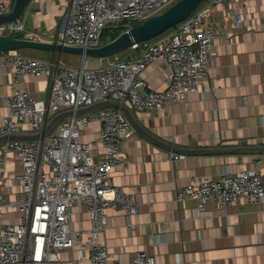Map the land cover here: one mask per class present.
<instances>
[{"label":"built area","instance_id":"built-area-1","mask_svg":"<svg viewBox=\"0 0 264 264\" xmlns=\"http://www.w3.org/2000/svg\"><path fill=\"white\" fill-rule=\"evenodd\" d=\"M15 1L0 0V13L12 11ZM176 1L74 0L57 42L98 46L105 30L129 28L134 21L142 22ZM229 1L213 0L212 4L225 5ZM238 21H242L240 16ZM11 29L24 37L43 39L28 32L21 18L0 25V33ZM164 34L134 44L131 49L140 50V56L105 57V64L97 68H90L85 60L80 66H72L19 50L0 54V67L11 75L12 88L8 114L0 122V135L24 132L25 120L31 123L33 131H40L55 114L102 100L122 101L139 110H158L185 101L188 93L199 89L202 76L217 54L215 43L220 31L209 8L201 7ZM154 61L172 69L163 90L150 88L142 76ZM41 74L53 77L47 100L37 99L24 86L28 77ZM96 121L102 124L99 143L105 149L99 159L93 154L97 141L82 139L83 128ZM131 129L132 124L121 109L106 106L61 120L45 137L13 139L2 144L1 163H6L10 151H17L24 171L14 177V183L21 187L17 199L0 203V264H68L59 253L76 245L90 250L88 264H113L104 237L109 222L106 210L123 207L131 217L141 206L134 195L114 182L111 174L115 165L127 163L124 144ZM187 198L196 200L198 211H204L209 202L227 207L241 198L264 200V156L255 157L251 168L235 172L226 169L210 181L187 183L179 189L177 199ZM77 201L87 206L88 228L72 226V210ZM5 206L21 213L18 224L4 222ZM114 264L167 263L139 250L131 261Z\"/></svg>","mask_w":264,"mask_h":264},{"label":"crops","instance_id":"crops-1","mask_svg":"<svg viewBox=\"0 0 264 264\" xmlns=\"http://www.w3.org/2000/svg\"><path fill=\"white\" fill-rule=\"evenodd\" d=\"M73 2L32 0L21 20L28 32L58 41ZM212 2L208 0L201 7L209 8L220 36L215 43L217 54L202 76L199 89L188 93L185 101L162 109L130 108L148 132L173 146L188 149L264 146V0H230L225 5ZM238 16L242 21H238ZM167 34L169 31L164 36ZM40 54L45 55L42 59L66 64L79 56L52 51ZM140 54L138 49L119 53L123 59ZM82 60L89 66V59ZM105 61L98 58L92 64L101 67ZM142 76L150 88L163 90L172 69L154 61ZM52 82V75L41 74L28 77L24 86L37 99L47 100ZM10 85L11 75L0 67V122L9 111ZM22 127L24 132H34L27 120ZM101 128L102 124L96 121L82 130L83 140L97 141L93 149L96 159L105 153L99 143ZM124 151L127 163L115 165L111 174L114 182L134 195L141 206L131 217L123 207L107 208L109 222L104 237L111 263H127L139 250H144L167 264H264V200L241 198L227 207L209 202L204 211H198L195 199H177L179 189L187 183L210 181L226 169L235 172L251 168L254 158L264 153H179L176 158L172 149L148 139L133 125ZM23 171L17 151L9 152L5 164L0 158V203L17 199L21 187L14 183V177ZM20 218L19 211L4 207L5 223L18 224ZM72 226L74 229L90 226L87 206L81 201L73 206ZM90 254L82 245L64 248L59 253L68 264H88Z\"/></svg>","mask_w":264,"mask_h":264},{"label":"water","instance_id":"water-1","mask_svg":"<svg viewBox=\"0 0 264 264\" xmlns=\"http://www.w3.org/2000/svg\"><path fill=\"white\" fill-rule=\"evenodd\" d=\"M206 0H177L164 11L152 15L138 25L131 26L122 31L118 36L98 46H78L68 45L57 41H51L41 38L24 37L11 29L7 33H0V54L9 50H39L52 52H67L77 54L86 59L87 57L105 58L119 54L133 47L136 43L151 40L167 30L177 26L180 22L186 20L201 4ZM32 0H16L13 10L10 12L0 13V25L17 22L31 5ZM113 106L121 109L131 124L148 139L159 145L172 149L176 154L179 153H226V152H259L264 153V146H249L236 148H208V149H188L168 144L150 132H148L136 119L131 108L124 102L118 100H102L93 105L79 109H69L55 114L40 131L34 132H16L0 135V143L13 139L30 140L39 139L50 134L56 125L63 119L73 115H83L95 111L99 108Z\"/></svg>","mask_w":264,"mask_h":264},{"label":"rangeland","instance_id":"rangeland-1","mask_svg":"<svg viewBox=\"0 0 264 264\" xmlns=\"http://www.w3.org/2000/svg\"><path fill=\"white\" fill-rule=\"evenodd\" d=\"M203 6V5H202ZM164 10V9H163ZM163 10H161L160 12H162ZM119 29H121V28H119ZM119 29H115V30H111V29H107V30H105V33H104V35H103V37H102V40H101V43L103 42L104 43V40L105 39H108L113 33H115V31L116 30H119ZM107 37V38H106ZM131 49V48H130ZM130 49H128V51L130 50ZM20 51V50H19ZM125 51H127V50H125ZM125 51H123V52H125ZM22 53H25V54H29V55H35V56H39V57H45V55H41L40 54V52H43V51H31V50H25V51H21ZM40 54V55H39ZM83 59V57L82 56H78L77 57V59L76 60H74V61H66V62H68L69 64H71V65H75V66H80L81 64H82V60ZM87 59H89V61H88V63H89V66L92 64V62L94 61V59L96 60V59H98V58H93V57H87ZM91 61V62H90ZM98 66V63L97 64H92L90 67L92 68V67H97Z\"/></svg>","mask_w":264,"mask_h":264},{"label":"trees","instance_id":"trees-1","mask_svg":"<svg viewBox=\"0 0 264 264\" xmlns=\"http://www.w3.org/2000/svg\"><path fill=\"white\" fill-rule=\"evenodd\" d=\"M206 1H208V0H206ZM206 1H204L202 4H201V6L206 2ZM200 6V7H201ZM199 7V8H200ZM141 23V21H134L133 23H132V26H134V25H138V24H140ZM128 27H124V28H121V29H119V30H116L115 31V33H113L108 39H105L104 40V43L105 42H107V41H109V40H112L113 38H115L116 36H118L122 31H124V30H126ZM172 29V28H171ZM171 29H169V30H171ZM169 30H167V31H169ZM166 31V32H167ZM166 32H164V33H166ZM163 33V34H164ZM163 34H161V35H163ZM21 35V34H20ZM161 35H159V36H161ZM107 38V37H106ZM103 43V42H102ZM20 51H25V50H20Z\"/></svg>","mask_w":264,"mask_h":264}]
</instances>
